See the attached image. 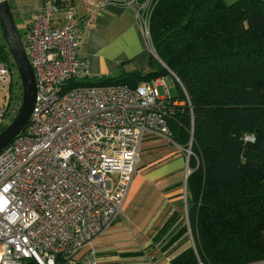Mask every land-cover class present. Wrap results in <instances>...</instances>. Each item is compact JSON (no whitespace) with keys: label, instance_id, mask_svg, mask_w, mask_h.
Wrapping results in <instances>:
<instances>
[{"label":"built area","instance_id":"2783aa9c","mask_svg":"<svg viewBox=\"0 0 264 264\" xmlns=\"http://www.w3.org/2000/svg\"><path fill=\"white\" fill-rule=\"evenodd\" d=\"M157 2L84 0L80 15L75 1L42 0L29 17L23 42L35 70L37 97L28 124L0 151V264H24L28 259L57 264L58 255L76 264L74 254L91 246L124 214L146 138L171 137V95L161 96V78L137 87L80 84L92 76L89 59L80 53V22L89 24L108 4L131 8L156 55L150 23ZM4 42L0 34L2 89L12 71ZM185 102L190 103L188 96L180 104ZM4 109L0 106V117ZM18 109L16 105L13 110ZM192 139L185 147L187 173ZM188 234L192 235L190 228ZM80 261L98 264L97 251L91 249ZM123 264L158 263L144 250L141 259Z\"/></svg>","mask_w":264,"mask_h":264},{"label":"trees","instance_id":"16d2710c","mask_svg":"<svg viewBox=\"0 0 264 264\" xmlns=\"http://www.w3.org/2000/svg\"><path fill=\"white\" fill-rule=\"evenodd\" d=\"M150 35L163 63L149 52L143 69L92 75L79 82L137 87L168 76L169 68L183 85L178 83L179 93L170 97L167 121L178 144L187 147L193 138L186 201L149 246L159 248L166 264H260L264 261V0L230 4L158 0ZM2 50L11 68L15 66L10 49ZM187 96L190 103L180 104ZM13 109H4L0 132L15 117ZM184 206L188 224L183 223ZM189 228L195 246L179 250ZM31 260L35 261L24 264ZM68 260L58 255L57 264H72Z\"/></svg>","mask_w":264,"mask_h":264},{"label":"crops","instance_id":"0c3cea01","mask_svg":"<svg viewBox=\"0 0 264 264\" xmlns=\"http://www.w3.org/2000/svg\"><path fill=\"white\" fill-rule=\"evenodd\" d=\"M74 1L83 15L84 0ZM41 5L42 0H38L36 5L22 8L27 11L26 26ZM12 12L21 11L12 7ZM80 27L83 30L80 53L89 59L93 76L117 75L145 66L150 49L133 9L108 4L91 16L89 24L80 22ZM142 154L124 204L127 220H116L90 246L97 251L99 264L141 259L154 235L179 209L182 200L186 201L189 173L185 147L171 137L153 134L144 141ZM137 251L142 253H132Z\"/></svg>","mask_w":264,"mask_h":264},{"label":"water","instance_id":"95a60500","mask_svg":"<svg viewBox=\"0 0 264 264\" xmlns=\"http://www.w3.org/2000/svg\"><path fill=\"white\" fill-rule=\"evenodd\" d=\"M0 23L3 36L18 68L22 86V102L13 120L0 132V151L10 144L28 124L37 97V79L26 46L15 24L9 0H0ZM159 59V57H157ZM160 60V59H159ZM162 62V60H160ZM163 63V62H162ZM165 79L172 81V75ZM27 264H37L29 261Z\"/></svg>","mask_w":264,"mask_h":264},{"label":"rangeland","instance_id":"374dc122","mask_svg":"<svg viewBox=\"0 0 264 264\" xmlns=\"http://www.w3.org/2000/svg\"><path fill=\"white\" fill-rule=\"evenodd\" d=\"M235 1H237V0H225V2L228 4L234 3ZM37 2H38V0H9V3L11 4V6L13 8H15L17 11H21V12H13V18H14V21H15V24H16L18 30L21 33L22 38L25 37V31L27 28V26H26L27 14L25 13L27 11L22 9V8H25V5H26V7H32V6L36 5ZM0 34L3 35L1 23H0ZM4 43H5V46L2 48H5V50H9V46L6 44V41ZM157 68L158 67L155 66V69H157ZM141 69H143V68H141ZM152 69L153 68H150V70H152ZM161 80L163 82H162V84H160L158 86V90H159L161 96H166L168 92L171 96H175L176 94L179 93L180 88H179L177 81H175L173 79L172 81L167 82L165 80V77H162ZM21 97H22L21 80H20L18 68L15 65L12 67L10 82L8 83V86L4 89H2L0 87V106L5 107L6 109L9 108V106H12L14 108L16 105L21 104V102H22ZM142 155L143 154L141 153V157H142ZM186 210H187V208H186V206H184L183 213H184V211H185V213L183 215V217H184L183 223L185 222L186 224H188ZM118 219L127 220L125 214L120 215V217ZM180 226H182V223L180 224ZM185 239H186V241L184 243L185 247L193 245V241H194L193 235L187 234ZM90 250H91V247H90V245H88L84 249H82L79 252H77L76 254H74V258H76L77 261L78 260L80 261L82 259V257L84 256V254L88 253ZM145 250L147 251V253L150 256H152V257L155 256V259L157 260L158 264H163L164 261H166L165 259L167 257H165L164 254L162 255L161 251H159V248H156V246H154V247L148 246L147 249H145ZM25 262H27V261H25Z\"/></svg>","mask_w":264,"mask_h":264},{"label":"bare ground","instance_id":"6f19581e","mask_svg":"<svg viewBox=\"0 0 264 264\" xmlns=\"http://www.w3.org/2000/svg\"><path fill=\"white\" fill-rule=\"evenodd\" d=\"M183 247L185 248V246L183 245V246H182V247H181L179 250H182V249H184Z\"/></svg>","mask_w":264,"mask_h":264}]
</instances>
